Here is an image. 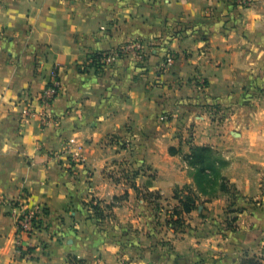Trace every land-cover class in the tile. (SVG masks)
<instances>
[{"label":"crops","instance_id":"crops-1","mask_svg":"<svg viewBox=\"0 0 264 264\" xmlns=\"http://www.w3.org/2000/svg\"><path fill=\"white\" fill-rule=\"evenodd\" d=\"M134 41L140 63H88ZM53 67L62 94L48 123L21 124L22 94L40 92ZM194 146L216 151L241 199L264 205V0H0V264L185 262L186 237L207 219L183 214L194 229L166 239L163 214L133 186L176 206V189L197 192ZM20 192L46 215L17 245L7 202ZM222 204L204 214L220 221ZM232 236L215 264L260 253L264 206L240 214Z\"/></svg>","mask_w":264,"mask_h":264},{"label":"rangeland","instance_id":"rangeland-1","mask_svg":"<svg viewBox=\"0 0 264 264\" xmlns=\"http://www.w3.org/2000/svg\"><path fill=\"white\" fill-rule=\"evenodd\" d=\"M185 161L188 164V167L191 168L193 176L196 175L199 178L201 187L204 190L203 193L197 191L193 196V200L195 201V209L199 208L198 210L201 212L200 216L205 217L207 221L201 227H196L198 230L195 234V237H192L194 235L186 237V239H188L192 244H189L188 248H186V250L189 249V252L187 255H184L185 259L181 257V259L183 258V260H185V262L181 264H215L218 259L223 258L224 253L216 252V249L214 250V248L223 242L222 237H233L232 234L237 231V219L239 215L243 212H258L259 208H262L264 205L262 204L261 200L241 199L234 185L227 181L222 175V171L224 168H226L227 163L219 156L216 151H213L212 153L204 152L202 153L201 158L196 159L193 157L192 159L187 160L185 157ZM139 191L142 195L145 193L141 190ZM176 193L179 196L184 197L186 195H190L186 186H183L181 189H176L174 194ZM203 198L204 200H202ZM219 198H223L225 201V204H222V216L220 221L216 218H210L204 214L207 210L206 206H204V203H210L213 200ZM150 202L152 203L153 210L155 212L163 214L164 227L169 231L166 239L173 240L175 238L174 235L176 232L184 231V233L187 234L189 231L194 229V227L190 226L186 219L182 217L179 219V221L181 220L179 226H176V224L170 225L166 223V220L169 221L173 219L175 221L178 219L176 215H173V207L178 206L177 201L176 206L171 202H161L160 197L157 199H151ZM152 216L155 217V215ZM152 216H148V222L153 221L154 223L155 220L152 218ZM158 217L160 216L157 215V218ZM159 220L160 219H157V221ZM156 223L157 226L158 223L160 224V222ZM193 225H195V223H193ZM161 239L163 241L164 237H161ZM262 243L263 244L261 246L260 253L254 256H249L247 252L244 253L240 264L242 263L245 255H248L249 257H257L261 260V258L264 257V241ZM167 248V253L169 255L174 253L171 246H168ZM170 264L174 263L170 262Z\"/></svg>","mask_w":264,"mask_h":264},{"label":"built area","instance_id":"built-area-1","mask_svg":"<svg viewBox=\"0 0 264 264\" xmlns=\"http://www.w3.org/2000/svg\"><path fill=\"white\" fill-rule=\"evenodd\" d=\"M147 51L142 42L134 41L126 43L108 52L101 54L100 67L114 64L122 58H130L136 62L144 61ZM174 56L167 53L163 66L166 69L173 64ZM88 63L93 65L88 58ZM62 94V85L58 77L57 67H53L50 73L49 81L36 95L29 92L22 94L25 108L20 115L21 124L36 120L41 125H45L49 120V111L54 100ZM35 103V104H34ZM5 202V200H3ZM7 204L13 212L17 213L16 234L17 245L21 237H33L42 227V219L46 215V209L43 206L30 208L27 203V195L24 192L8 201Z\"/></svg>","mask_w":264,"mask_h":264},{"label":"trees","instance_id":"trees-1","mask_svg":"<svg viewBox=\"0 0 264 264\" xmlns=\"http://www.w3.org/2000/svg\"><path fill=\"white\" fill-rule=\"evenodd\" d=\"M178 35H182V32L179 31L177 32ZM101 54L102 53H97V54H91L89 55V60L92 62L93 66L95 68H99L100 67V59H101ZM204 152H210L212 153V149L209 148V147H191L190 149V154L186 157V159L190 160L192 159L193 157L196 159V158H201V155L202 153ZM194 182H195V186H196V190L198 192H202L203 193V189L201 187V183H200V180L199 178L194 175ZM188 189V192L190 195H186L185 197L184 196H179L177 193L174 194V199L178 202V206L177 207H174L173 209V215H176V217H178L177 220H169L167 221L166 220V223L170 224V225H175L176 226H179V224L181 223V220L179 221V219H181L180 217L183 215V214H188L190 212H192L194 209H195V201L193 200V196L195 195V191H193L191 188L189 187H186ZM133 189L141 195V197L146 200V201H150L151 199H157L159 198L158 195L154 194V193H150V192H145L143 195L140 193V191L138 190L137 187L133 186ZM92 210L94 211V214L97 218H99L101 215V209L99 207L98 204H95L92 206ZM173 217V216H171ZM241 264H262L261 263V260L258 259L257 257H249L248 255H245L243 261Z\"/></svg>","mask_w":264,"mask_h":264}]
</instances>
